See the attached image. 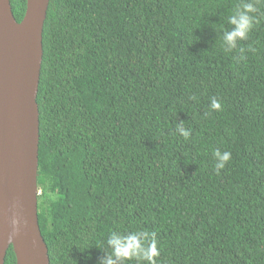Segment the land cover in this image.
Returning a JSON list of instances; mask_svg holds the SVG:
<instances>
[{
	"label": "trees",
	"instance_id": "1",
	"mask_svg": "<svg viewBox=\"0 0 264 264\" xmlns=\"http://www.w3.org/2000/svg\"><path fill=\"white\" fill-rule=\"evenodd\" d=\"M239 2L50 0L37 97L50 264H98L110 231L137 229L157 233L158 264H264V2L226 52ZM11 6L21 21L26 0ZM216 148L232 154L219 175Z\"/></svg>",
	"mask_w": 264,
	"mask_h": 264
},
{
	"label": "water",
	"instance_id": "2",
	"mask_svg": "<svg viewBox=\"0 0 264 264\" xmlns=\"http://www.w3.org/2000/svg\"><path fill=\"white\" fill-rule=\"evenodd\" d=\"M50 0H26L21 21L0 0V264H50L39 224L40 110L43 31ZM19 223L11 236L10 220Z\"/></svg>",
	"mask_w": 264,
	"mask_h": 264
},
{
	"label": "clouds",
	"instance_id": "3",
	"mask_svg": "<svg viewBox=\"0 0 264 264\" xmlns=\"http://www.w3.org/2000/svg\"><path fill=\"white\" fill-rule=\"evenodd\" d=\"M261 2L264 0H240L237 6L232 9L227 18L228 24L232 27L224 30L220 36L221 47L224 51L236 49L238 41L248 38L249 33L259 23L256 13L259 11L257 4ZM249 50L254 51L255 49L249 48ZM240 51L243 53L245 49L241 48ZM192 98L196 99L195 97ZM221 107L220 100L214 96L210 98V110H220ZM176 130L186 140L191 137V131L183 126L182 120L177 124ZM212 155L215 160L214 171L219 175L231 160L232 154L230 151H222L220 148H216ZM51 199L55 201L57 197L52 196ZM18 223L19 221L15 217L10 220L12 227L10 238L16 234ZM100 248H102L104 255L99 258L98 264H129L132 261L135 264H158L157 258L161 254L157 233L146 229L112 230L105 240V246Z\"/></svg>",
	"mask_w": 264,
	"mask_h": 264
}]
</instances>
